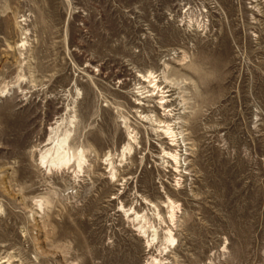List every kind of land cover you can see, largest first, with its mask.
I'll use <instances>...</instances> for the list:
<instances>
[{"label":"rangeland","instance_id":"374dc122","mask_svg":"<svg viewBox=\"0 0 264 264\" xmlns=\"http://www.w3.org/2000/svg\"><path fill=\"white\" fill-rule=\"evenodd\" d=\"M152 258L264 264V0H0V264Z\"/></svg>","mask_w":264,"mask_h":264},{"label":"bare ground","instance_id":"6f19581e","mask_svg":"<svg viewBox=\"0 0 264 264\" xmlns=\"http://www.w3.org/2000/svg\"><path fill=\"white\" fill-rule=\"evenodd\" d=\"M23 21V20H21ZM25 42V41H24ZM19 46V45H18ZM20 46H24V43H20ZM24 48V47H22ZM149 75V74H148ZM151 75V74H150ZM149 75V76H150ZM145 75L144 76H140L143 80V82H145L148 78ZM153 76V75H152ZM153 78V77H152ZM157 79V78H155ZM153 86H151L152 90L150 93H152V91L156 90V93H161V96L159 97V102H158V106H160L161 108H164V111L166 110V112H172L173 110L170 109V107L172 106V104L169 102V100H167V97H169V95H166L165 93H167L168 91H163V88H161L160 86L157 85L156 81L153 80ZM152 83V82H151ZM150 88V87H149ZM161 88V89H160ZM150 95V94H149ZM170 103V104H169ZM138 105V104H137ZM168 115V114H167ZM173 116V115H172ZM168 117H171V115H168ZM175 120V119H174ZM178 120V119H177ZM152 121V120H151ZM158 123L162 124L164 133L167 134L168 137H170L171 140V144L170 147L175 148L176 146H178L177 142L179 141L177 136L178 135H183L181 131H183L181 129V131L178 130V134H176L175 132V126L176 124H178L177 122L179 121H175L171 122V120L168 123L166 121H157ZM159 127V126H158ZM180 128V127H179ZM161 130V131H163ZM67 135H63L62 137L55 135L54 139H52L53 142V146L52 148H49L47 150H45L43 153L40 154V162L42 164L45 165H49V166H53V167H66L68 164H70L71 162H75V166L77 169H81L82 168V164L84 162V158H83V152L80 150L78 152H73L71 151L68 146H67ZM169 139V138H168ZM182 140V137H181ZM184 142V140H182ZM130 148H128L127 150H129ZM126 150V151H127ZM176 149H173L171 152L167 153V155L172 159L173 163L178 165L179 163V154H176ZM125 152V151H124ZM86 162V161H85ZM85 164V163H84ZM178 169V168H177ZM114 173H112V176ZM166 207V206H165ZM176 207V206H175ZM175 207L173 202L169 203L168 209H169V214H168V219L169 221H173L175 218ZM178 208V207H177ZM167 210V209H166ZM156 212V210L154 211ZM177 212V211H176ZM167 213V212H166ZM125 214V213H124ZM156 215V214H155ZM159 217V216H158ZM157 218V217H156ZM160 218V217H159ZM167 218V217H166ZM165 218V219H166ZM176 219V218H175ZM134 220H141V221H145V217L144 216H140L139 214L134 215ZM162 221V219H161ZM170 222V223H171ZM152 224V223H151ZM172 224V223H171ZM137 225V224H136ZM156 228V227H155ZM139 231L142 235H145L147 233V229L145 228L144 225H140L139 226ZM149 229H151L152 235H151V242H153L154 240H156V230L154 229L153 226H149ZM163 232V231H162ZM163 240L166 243V246L163 247V250L165 251L170 245H173L175 242V238L171 232L170 229H166L164 232V236H163ZM148 242V241H147ZM166 253V251H165ZM149 264H161L160 260L152 258L151 262Z\"/></svg>","mask_w":264,"mask_h":264}]
</instances>
